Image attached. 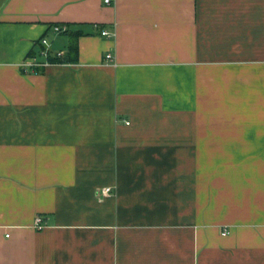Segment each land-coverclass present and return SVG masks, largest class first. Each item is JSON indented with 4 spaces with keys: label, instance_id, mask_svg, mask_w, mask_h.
Returning a JSON list of instances; mask_svg holds the SVG:
<instances>
[{
    "label": "crops",
    "instance_id": "crops-1",
    "mask_svg": "<svg viewBox=\"0 0 264 264\" xmlns=\"http://www.w3.org/2000/svg\"><path fill=\"white\" fill-rule=\"evenodd\" d=\"M0 264H264V0H0Z\"/></svg>",
    "mask_w": 264,
    "mask_h": 264
},
{
    "label": "built area",
    "instance_id": "built-area-1",
    "mask_svg": "<svg viewBox=\"0 0 264 264\" xmlns=\"http://www.w3.org/2000/svg\"><path fill=\"white\" fill-rule=\"evenodd\" d=\"M106 2L109 3L110 0H106ZM65 31H67V26H56L55 27V32H57V33H62V32H65ZM103 34H108V32L107 31H103ZM41 43L44 46L43 55L47 56L49 54L50 48H51L50 42L46 38H43V39H41ZM107 59L108 60L112 59V55L108 54L107 55ZM31 65H44V64L34 63V64H31ZM110 191H111L110 187L101 189V193H103L104 195L109 194ZM35 224H36V227L42 229L45 226L43 217L38 215L36 217V223Z\"/></svg>",
    "mask_w": 264,
    "mask_h": 264
},
{
    "label": "trees",
    "instance_id": "trees-1",
    "mask_svg": "<svg viewBox=\"0 0 264 264\" xmlns=\"http://www.w3.org/2000/svg\"><path fill=\"white\" fill-rule=\"evenodd\" d=\"M77 36L73 39L69 51L67 54H63V56L60 55H53L49 52V54L46 57L47 62L49 63H68V62H76L78 60V42H77ZM43 45V44H42ZM44 48V46H43ZM36 69L40 70L41 68L38 67L39 65H36Z\"/></svg>",
    "mask_w": 264,
    "mask_h": 264
}]
</instances>
